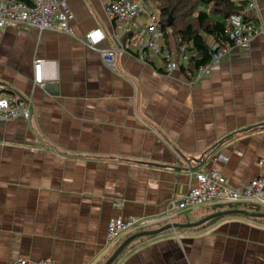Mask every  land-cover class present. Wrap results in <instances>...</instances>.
I'll use <instances>...</instances> for the list:
<instances>
[{"label":"crops","instance_id":"obj_1","mask_svg":"<svg viewBox=\"0 0 264 264\" xmlns=\"http://www.w3.org/2000/svg\"><path fill=\"white\" fill-rule=\"evenodd\" d=\"M62 1L74 35L0 29V84L32 101L30 120L0 124V264H105L110 220L163 215L194 185L191 171L217 170L235 187L264 177V0L243 10L259 34L198 82L125 51L101 0ZM95 29L106 37L99 49L117 50L113 70L84 43ZM166 43L177 49L172 36ZM230 210L264 213L242 204L180 212L179 226L134 240L114 264H264L263 218L204 223Z\"/></svg>","mask_w":264,"mask_h":264},{"label":"built area","instance_id":"obj_2","mask_svg":"<svg viewBox=\"0 0 264 264\" xmlns=\"http://www.w3.org/2000/svg\"><path fill=\"white\" fill-rule=\"evenodd\" d=\"M103 8L114 22L118 36L126 38L122 48L133 54L139 61L147 63L150 58H159L167 73H173L188 66L190 55L187 46L172 50L166 43V34L161 21V14L144 0H101ZM255 4L248 1L247 8L253 9ZM146 17L143 24L139 20ZM73 16L62 0H0V29L8 26L16 28H33L40 32L54 31L74 35ZM225 34L228 40L212 45V59L206 66L196 71L185 73L192 82H198L211 73L214 65L221 62L233 48L248 47L253 38L259 34L258 29L244 14L230 17ZM106 39L101 29H95L84 36V43L97 49L103 63L110 69L115 68L116 49H99ZM41 64L35 66L34 83L42 87ZM32 117V101L20 92L0 84V124L12 120H30ZM258 164L264 167V159ZM194 181L179 200L170 203L165 213L152 219H140L135 216L120 217L110 220L107 228V251L116 248L129 233L140 229H148L156 224H172L180 212L194 210L206 206L228 207L234 205H256L264 210V177L251 180L245 186L235 187L217 170L191 171ZM11 264H54L52 260L32 262L19 259Z\"/></svg>","mask_w":264,"mask_h":264},{"label":"trees","instance_id":"obj_3","mask_svg":"<svg viewBox=\"0 0 264 264\" xmlns=\"http://www.w3.org/2000/svg\"><path fill=\"white\" fill-rule=\"evenodd\" d=\"M26 1V0H18ZM156 3L166 38L173 36L177 48L187 46L190 55L188 66L182 67L196 71L210 63L213 55L212 45L228 40L225 34L227 23L234 14H244L248 0H144ZM173 16V25L168 27V19ZM249 20L248 17H246Z\"/></svg>","mask_w":264,"mask_h":264},{"label":"water","instance_id":"obj_4","mask_svg":"<svg viewBox=\"0 0 264 264\" xmlns=\"http://www.w3.org/2000/svg\"><path fill=\"white\" fill-rule=\"evenodd\" d=\"M173 16L170 15L169 19H168V27H171L173 25ZM234 213H242L245 214L247 216L250 217H255V218H263L264 219V213L261 214H251L248 213L246 211H242V210H230V211H223L220 213L215 214L214 216H211L210 218H208L207 220L204 221L207 222L213 218L219 217L221 215H228V214H234ZM179 225H168L165 228H162V230H157V231H145V232H141L135 235H132L131 237H129L127 240H125V242H123L116 250L115 252L111 255V257L105 262V264H114L117 259L121 256V254L124 252V250L136 239L140 238V237H146V236H153V235H157L160 234L168 229H171L172 227H177Z\"/></svg>","mask_w":264,"mask_h":264},{"label":"rangeland","instance_id":"obj_5","mask_svg":"<svg viewBox=\"0 0 264 264\" xmlns=\"http://www.w3.org/2000/svg\"><path fill=\"white\" fill-rule=\"evenodd\" d=\"M151 6H152V9L155 11L158 7L156 6V3H154L153 5L152 4H150ZM173 37V36H172ZM175 40V39H174ZM118 247V246H117ZM116 247V248H117ZM116 248H112L111 250H109V251H107V253H106V255L107 256H110L111 257V255L114 253V251L116 250ZM109 257V258H110ZM108 258V259H109Z\"/></svg>","mask_w":264,"mask_h":264}]
</instances>
